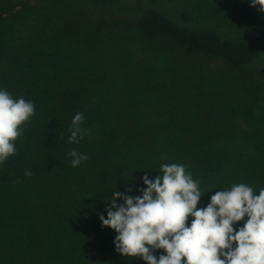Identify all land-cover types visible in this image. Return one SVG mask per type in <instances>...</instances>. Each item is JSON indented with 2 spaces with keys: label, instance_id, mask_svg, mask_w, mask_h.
<instances>
[{
  "label": "trees",
  "instance_id": "obj_1",
  "mask_svg": "<svg viewBox=\"0 0 264 264\" xmlns=\"http://www.w3.org/2000/svg\"><path fill=\"white\" fill-rule=\"evenodd\" d=\"M144 2L137 0L132 23L145 42L167 41L233 68L252 64L245 41L225 39L217 29L184 25L144 7ZM82 5L87 10H81ZM62 11L80 22V30L88 31L75 47L90 48L99 58L96 67L75 60L70 46L76 32L61 30ZM128 17L127 11H107L102 0H0V89L35 104V115L22 125L23 135L15 141L17 152L0 163V264H146L119 254L114 244L117 233L101 227L99 215L107 218V201L114 191L139 196L138 189L146 187L142 177L147 174L154 180L162 164L185 165L201 191L235 184L232 179L237 176L232 173L238 168L230 166L226 148L212 146L233 135L225 129L224 107L206 110L222 114L220 124L225 127L218 135L198 136L194 143L173 138L172 131L154 127L150 116L158 110L132 108L150 98L147 91H157L152 75L144 70L156 66L147 49L138 52L143 57L140 62L133 60L138 53L125 52L137 67L124 74L127 81L119 75L117 81L129 83V91L123 93L104 73L103 56L117 65L104 42L107 22L121 27ZM182 17L189 21L186 14ZM132 72H140L136 75L142 78L136 81ZM115 95L118 105L107 107L108 98ZM187 95L188 91L179 99L186 105ZM160 102L169 107L168 99ZM77 112L84 114L81 127L87 132L79 143H69L71 120ZM73 149L89 159L72 167L68 153ZM26 169L33 175L25 176ZM161 254L166 253L162 249L155 253L157 258Z\"/></svg>",
  "mask_w": 264,
  "mask_h": 264
},
{
  "label": "rangeland",
  "instance_id": "obj_2",
  "mask_svg": "<svg viewBox=\"0 0 264 264\" xmlns=\"http://www.w3.org/2000/svg\"><path fill=\"white\" fill-rule=\"evenodd\" d=\"M102 6L107 11L117 13L123 10L129 13L121 27H117L109 20L107 22V31L103 33L104 42L115 54L113 62L117 65L103 56V71L106 76L113 78L112 81L125 93L130 90V85L118 82L117 75L121 81H127L130 69L137 67L131 58H127L130 61L126 59L125 52L131 54L133 51L135 55V52L138 53L145 48L149 52L148 59L156 63L152 70H144L152 75L151 81L157 91L153 93L147 91L146 94L150 98L132 108H138L141 112L147 111L146 109L158 110L152 112L150 116L154 127L168 129L172 131L173 138L194 143L201 137L218 135L221 126L225 125L220 124L222 114L220 111L206 110L213 108L215 111L218 106L224 107L228 120V125L224 127L233 132V135L230 140L226 138L217 140L212 146L226 148L231 159L228 161L230 166L238 168L232 173L237 176L232 179L236 181L234 185L246 184L258 194V191L264 188L260 174L264 160V12H260L258 6H250V0H145L144 7H152L184 25L198 29H217L225 39L245 41L252 51L253 62L246 67L233 68L221 59L192 54L167 41L160 40L157 44L145 42L132 23L133 16L138 13L137 0H102ZM82 9L87 10V5H82ZM183 14L188 16L187 23L182 19ZM75 15L71 11V16ZM79 23L64 13L61 30L64 33L66 29L72 34L76 32L73 45L70 46L71 52L74 49L75 60L77 58L81 63L96 67L95 63L99 58L95 57L90 48L75 47L88 33L86 30H80ZM135 58L133 60L140 62L143 57L138 53ZM134 72L131 73V77L139 81L142 77L136 74L140 72L136 74ZM125 73L127 74L124 75ZM143 78L147 79L148 75ZM158 89L167 90L168 94ZM187 91L186 105L179 99L186 95ZM119 93L116 89V94ZM164 99L169 100V107L166 109L160 102ZM112 102H115V105ZM118 102V95L110 96L107 107L117 106ZM197 103L202 107L199 105L197 108ZM183 128L185 135L182 134ZM258 165V169H253ZM225 166H228L227 162ZM192 178L197 181L194 176ZM230 188H223L222 185L211 189L203 187L202 191L207 192L201 197L197 208L206 207L216 191ZM191 220L192 217H189V225ZM243 223L242 220L233 227L239 228Z\"/></svg>",
  "mask_w": 264,
  "mask_h": 264
},
{
  "label": "clouds",
  "instance_id": "obj_3",
  "mask_svg": "<svg viewBox=\"0 0 264 264\" xmlns=\"http://www.w3.org/2000/svg\"><path fill=\"white\" fill-rule=\"evenodd\" d=\"M250 6L264 12V0H250ZM34 115L33 101L13 98L0 89V163L17 152L15 141L23 135L22 125ZM83 122L84 114L77 112L69 143H79L86 134ZM68 155L72 167L89 159L75 149ZM159 173L154 180L147 174L142 177L146 186L138 189L142 195L114 191L107 201V218L99 215L101 227L117 233L114 244L119 254L146 264H264V188L256 194L246 184L232 185L216 191L207 206L198 209L207 191H201L185 165L162 164ZM24 175L33 173L26 169ZM242 220V226L233 227ZM160 249L166 254L157 258Z\"/></svg>",
  "mask_w": 264,
  "mask_h": 264
}]
</instances>
